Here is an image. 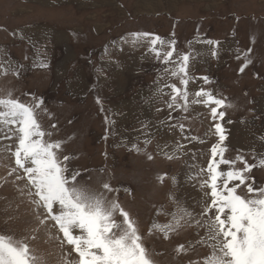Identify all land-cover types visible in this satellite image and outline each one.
<instances>
[{"label":"rangeland","instance_id":"obj_1","mask_svg":"<svg viewBox=\"0 0 264 264\" xmlns=\"http://www.w3.org/2000/svg\"><path fill=\"white\" fill-rule=\"evenodd\" d=\"M139 32L174 39L177 52L191 51L187 112L169 109L171 89L155 91L165 81L183 86L177 78L162 76L166 66L148 52V44L124 42ZM41 60L47 68L35 66ZM0 61L5 68L9 62L23 66L18 76L0 75V95L11 90L24 102L43 98L42 126L53 140L64 142L62 155L73 157L71 165L81 170L85 183L101 189L108 181L121 189L107 194L117 196L138 222L156 264H189L208 254L200 245L187 254L175 251L195 243V227L181 228L168 239L162 233L149 236L148 230L153 221H169L156 213L174 210L170 193L194 213L201 211L208 189L202 191L200 183L206 176L190 177L207 167L218 142L215 123L228 137L226 158L243 155L252 164L264 157V0H0ZM201 88L232 105L220 109L226 113L223 121L211 118L215 105L191 103ZM179 124L185 126L183 133ZM177 144L184 148L168 159L165 153L172 154ZM13 167L14 157L0 152V234L26 239L43 264H62L69 246L61 247L57 236L62 233L54 222L40 224L26 180L9 175ZM237 167L242 165L237 162ZM247 175V183L264 186V168L254 167Z\"/></svg>","mask_w":264,"mask_h":264},{"label":"snow or ice","instance_id":"obj_2","mask_svg":"<svg viewBox=\"0 0 264 264\" xmlns=\"http://www.w3.org/2000/svg\"><path fill=\"white\" fill-rule=\"evenodd\" d=\"M131 37V41L124 42H130L133 47L146 42L148 52L166 66L161 69L162 76L177 78L183 86L165 81L163 88L158 85L155 91L162 93L164 88L171 89L169 109L187 112L190 96L188 85L192 79L189 75L191 51L177 52L174 39L165 40L152 33H132ZM203 43L219 44L213 40ZM212 55H216L215 50ZM3 63L0 61V75L12 72L18 76L17 69L23 67H13L9 62L5 68ZM249 63L250 59L240 71L243 72ZM35 66L47 68L48 64L41 60ZM202 79L205 83L209 82L207 76ZM192 95V104L215 105L210 108L214 121H223L226 113L220 109L232 107L225 99L204 88ZM97 103H100L99 98ZM46 112L43 98L32 96L30 101L24 102L15 97L11 90L0 95V142H12L0 144V152H8L14 157L15 167L11 168L9 175L16 174L17 180H26V195L34 205L40 224L50 220L62 233V238L57 236L61 247L69 246V250L63 254L62 264H156L138 222L122 207L117 196L109 197L107 194L119 193L121 189L112 188L108 181L102 183V190L83 181L81 170L71 165L73 157L62 155L64 142L53 140V133L42 126L39 118ZM106 122H109L107 118ZM55 127V124L51 125V128ZM178 127L181 133L185 131L183 124ZM214 128L218 142L210 149L211 158L207 167L190 177L206 176L200 183L202 191L208 189L203 191L199 205L201 211L194 213L170 193L174 210L168 213L160 209L156 213L157 216H169V221L165 224L153 221L148 235L162 233L163 238L168 239L181 228L195 227L199 238L187 247L178 245L176 253L187 254L197 245L209 251L202 259L189 260V264H264V186L247 183L251 179L247 174L254 167L264 168V157L252 164L243 155L226 158L225 141L228 137L225 128L219 122L215 123ZM184 139L197 138L185 136ZM150 142V139L144 141L145 144ZM132 148L137 152L141 150L135 144ZM183 148L184 145L177 144L172 154L165 155L173 159ZM148 158L152 159L151 156ZM237 162L242 167H237ZM158 179L163 182L164 177ZM173 183H176L175 177ZM21 191L23 193L24 189ZM200 229H203V235H200ZM0 264H43V261L32 252L26 239L0 234Z\"/></svg>","mask_w":264,"mask_h":264},{"label":"bare ground","instance_id":"obj_3","mask_svg":"<svg viewBox=\"0 0 264 264\" xmlns=\"http://www.w3.org/2000/svg\"><path fill=\"white\" fill-rule=\"evenodd\" d=\"M203 199V198H202Z\"/></svg>","mask_w":264,"mask_h":264}]
</instances>
